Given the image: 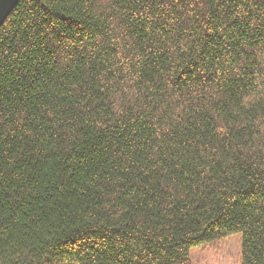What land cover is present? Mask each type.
<instances>
[{
  "label": "trees",
  "instance_id": "obj_1",
  "mask_svg": "<svg viewBox=\"0 0 264 264\" xmlns=\"http://www.w3.org/2000/svg\"><path fill=\"white\" fill-rule=\"evenodd\" d=\"M264 264V0H19L0 27V264Z\"/></svg>",
  "mask_w": 264,
  "mask_h": 264
},
{
  "label": "rangeland",
  "instance_id": "obj_2",
  "mask_svg": "<svg viewBox=\"0 0 264 264\" xmlns=\"http://www.w3.org/2000/svg\"><path fill=\"white\" fill-rule=\"evenodd\" d=\"M191 264H241V242L239 235L210 243L190 251Z\"/></svg>",
  "mask_w": 264,
  "mask_h": 264
},
{
  "label": "water",
  "instance_id": "obj_3",
  "mask_svg": "<svg viewBox=\"0 0 264 264\" xmlns=\"http://www.w3.org/2000/svg\"><path fill=\"white\" fill-rule=\"evenodd\" d=\"M19 0H0V27Z\"/></svg>",
  "mask_w": 264,
  "mask_h": 264
}]
</instances>
